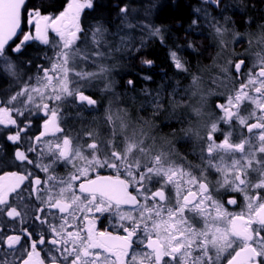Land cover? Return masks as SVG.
I'll return each mask as SVG.
<instances>
[{
    "label": "snow or ice",
    "instance_id": "obj_1",
    "mask_svg": "<svg viewBox=\"0 0 264 264\" xmlns=\"http://www.w3.org/2000/svg\"><path fill=\"white\" fill-rule=\"evenodd\" d=\"M204 2L226 7L223 0ZM99 6L96 0H64L53 15L42 3L0 0V74L17 75L8 54H23L31 42L54 49L48 66L38 65L35 77L0 98V125L9 129L3 135L18 145L13 162L23 169L0 171V215L23 223L30 214L35 222L32 230L21 229L22 235L0 238V248L20 254L17 264H45L46 245L52 246L50 264H264V26L254 41L237 34L236 43L255 42L259 50L250 67L238 58L221 69L231 84L227 92L216 93L222 100L209 106L201 78L193 75L189 87L177 85L169 101L162 102L163 93L145 91L149 99L139 104L135 117L110 102L103 117L106 134L89 130L72 136L63 126L67 109L97 111L98 101L86 90L94 80L107 79V62L129 46L131 36L124 30L148 27L121 2L116 31L110 33L104 18L93 15ZM213 27L226 47L227 29ZM50 32L58 39H50ZM170 58L178 71H188L176 52ZM212 83L228 87L219 77ZM103 91H112L111 81ZM166 105L183 108L174 119L178 125L188 121V127L173 128L172 138L162 143L144 110L156 117ZM33 116L41 118L43 130L25 137L32 143L22 148L21 134L32 127ZM181 140L195 143L200 163L181 153ZM57 166L70 170L61 176ZM225 193L239 194L226 199L231 211ZM102 216L117 231L100 230ZM0 264H10L7 255Z\"/></svg>",
    "mask_w": 264,
    "mask_h": 264
}]
</instances>
